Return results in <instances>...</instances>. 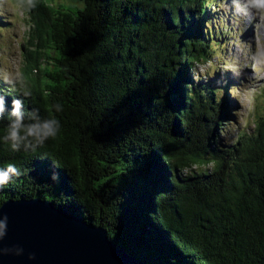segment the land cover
<instances>
[{"label":"trees","instance_id":"obj_1","mask_svg":"<svg viewBox=\"0 0 264 264\" xmlns=\"http://www.w3.org/2000/svg\"><path fill=\"white\" fill-rule=\"evenodd\" d=\"M76 1L82 7L37 0L23 88L0 77V137L14 99L25 122L35 110L61 125L35 151L0 140V168L19 173L0 187V205L50 200L145 264H264V114L220 140L227 96L193 77L214 50L212 4Z\"/></svg>","mask_w":264,"mask_h":264},{"label":"rangeland","instance_id":"obj_2","mask_svg":"<svg viewBox=\"0 0 264 264\" xmlns=\"http://www.w3.org/2000/svg\"><path fill=\"white\" fill-rule=\"evenodd\" d=\"M49 4L76 9V0H46ZM208 26L214 50L210 61L197 64L193 77L202 76L214 86L219 98L227 96L230 116L219 139L235 140L240 132L251 131L256 114H264V31L254 19L264 17L247 6L246 0H207ZM0 77L15 79L23 62L29 31L28 13L0 9ZM249 20L246 23V20ZM203 33L206 35V31ZM227 80L221 84L218 80Z\"/></svg>","mask_w":264,"mask_h":264},{"label":"water","instance_id":"obj_3","mask_svg":"<svg viewBox=\"0 0 264 264\" xmlns=\"http://www.w3.org/2000/svg\"><path fill=\"white\" fill-rule=\"evenodd\" d=\"M5 216L0 249L10 251L0 252V264H145L116 245L101 225L50 200L8 199L0 205V218Z\"/></svg>","mask_w":264,"mask_h":264},{"label":"clouds","instance_id":"obj_4","mask_svg":"<svg viewBox=\"0 0 264 264\" xmlns=\"http://www.w3.org/2000/svg\"><path fill=\"white\" fill-rule=\"evenodd\" d=\"M247 6L256 10L264 16V0H246ZM37 7V0H0V9L10 10L12 12L25 11L29 12ZM5 82L15 87L17 83L23 88L22 78L18 75L15 79L5 78ZM24 96L31 95L30 91L24 90ZM56 111L61 110L60 105H56ZM23 103L19 99L12 102V110L10 113L9 123L6 133L0 137L4 143L9 144L13 151H19L22 148L35 149L42 146L49 139L55 138L60 131V121L56 118L41 119L34 110L31 116V122H25V114L22 111ZM5 112V98L0 96V117ZM18 170L13 164H8L6 168H0V187L6 185L12 176L18 175ZM7 217L0 218V239L6 235ZM9 249H0V252H7ZM17 254L22 249H17ZM30 259H34V254L30 255Z\"/></svg>","mask_w":264,"mask_h":264},{"label":"bare ground","instance_id":"obj_5","mask_svg":"<svg viewBox=\"0 0 264 264\" xmlns=\"http://www.w3.org/2000/svg\"><path fill=\"white\" fill-rule=\"evenodd\" d=\"M248 22H249V20L247 19L246 23H248ZM254 23H255L254 24L255 28L258 27V28H260V30L264 31V17L254 19Z\"/></svg>","mask_w":264,"mask_h":264}]
</instances>
